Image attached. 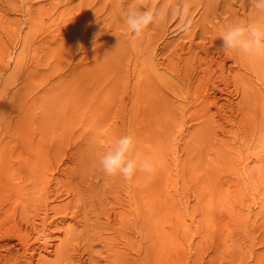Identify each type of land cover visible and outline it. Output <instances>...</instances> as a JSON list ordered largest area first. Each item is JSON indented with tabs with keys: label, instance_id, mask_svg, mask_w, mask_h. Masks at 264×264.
<instances>
[{
	"label": "rangeland",
	"instance_id": "obj_1",
	"mask_svg": "<svg viewBox=\"0 0 264 264\" xmlns=\"http://www.w3.org/2000/svg\"><path fill=\"white\" fill-rule=\"evenodd\" d=\"M84 1L83 10L89 7L83 12L87 16L92 15L94 9L93 15L96 13L92 16L94 19L86 16V23L91 24L94 21L91 32L88 27L90 25L85 24V26L88 27L87 31L89 30L86 31V39H90V43L95 40L100 41L97 50L90 51L86 57L79 48L75 51L76 44L62 54H48L46 49L31 48L21 57L24 63L20 67H15L17 60H20L21 38L26 34L32 36L34 43H38L44 36L55 34H58L57 42H62L67 37L69 28L75 29L79 26L76 22V25L74 23L72 27L65 28L64 23L67 17L71 19L72 11L76 13H74L76 17L78 16L77 12L81 11L80 0H0V22L4 24V29H0L1 144H4L11 134L21 136L20 134L27 133L33 136L36 143L49 144L52 141L51 135L68 132L73 137L68 141L69 147L74 144L73 142H77L82 134L100 133L101 137L103 133H107V130L109 132L107 128H110L111 132L118 128L121 133L130 126L134 128L132 123H129V115L136 107L139 118L148 123L146 125L141 122L136 128H144L152 134L151 137L157 135L161 138L160 142L151 139V143L155 144L151 146L152 154L156 152L155 149L161 154L157 160L152 161L156 169L152 180L153 183L156 177H161L163 180V184H157L161 187H157L160 191L155 195V203L157 209L162 211L165 208L166 198H170L169 201L173 198L177 200L178 222L172 220V227L182 248V253L179 255L181 264H264V245L261 244L264 239V215H262L264 173L257 180L248 177L239 178L237 181L232 174L231 182L222 184V187L213 193L210 192L204 180L208 168L211 166L212 169L217 162V152L213 151L216 144L213 139L215 140V134H219V129H215L211 124L214 136L212 134L210 137L197 136L195 131L198 128L197 123L201 120L200 117L216 118L215 110L204 113L201 104L205 91L199 90L208 86V91L215 80L210 83L203 82L187 92L182 79L176 80L174 77L185 68L184 65L199 67L196 58L202 57V47H205L204 49L209 53L214 51L212 43L216 40L213 37L215 30L225 29L227 25L237 21H247L249 14H258L253 0H187L190 10L187 17H183L184 20L180 13L172 20L170 13H167L170 18L166 15V18L150 25L138 36L128 31L122 18L129 7L153 8L164 13V10L171 6H174L173 9L176 7L181 9L186 0ZM210 1L214 4L212 9L205 10V6ZM173 9L170 8L168 12ZM96 10L98 13L95 12ZM47 12L50 14L47 15ZM74 14L72 19L77 20ZM201 15L205 18L204 22L199 20ZM188 21H191L190 27L185 28ZM98 33V37L94 40V34ZM203 37H206L205 41L209 43L205 45L201 43L205 42ZM189 45H191L190 49H188ZM176 46L183 47V50L177 51ZM174 49L180 54L176 59L182 62L176 63L177 70L171 68L164 70V65L163 68L159 65L163 60L164 64L169 65V61L174 59L172 55ZM98 57L100 59L104 57V60L111 62L106 67L99 66L95 60ZM70 58H73L75 63L79 60L81 62L77 72L82 79L79 88L84 93L83 97H76L74 100L70 98L68 87L70 76L71 78L73 76L67 66ZM146 70L150 76L152 75L153 85H157L153 88L158 89L162 96L158 101L167 102L169 107L171 104L180 106L179 109L174 107L178 116L175 121L169 123L170 128L167 131L159 124L160 119L155 120V110L148 109L146 96H142L143 99L138 101L131 97L134 84L135 90L137 88L140 90V85L136 84V81L139 82ZM69 72L72 75H69ZM252 76L255 77L257 89L261 88L264 81L263 72L260 70ZM190 83V87L197 84L192 80ZM231 99L234 102L237 100L235 96ZM76 101H83L82 106ZM72 104L76 105L77 113L72 112ZM185 105L190 107V116L187 111L182 112V107ZM192 115L194 118L191 119ZM182 117L186 118V123L181 121ZM98 118L104 122L98 121ZM117 130L115 133L118 134ZM103 139L102 136L100 142ZM247 155L240 166L246 164V167H251L254 164L252 155L250 153ZM2 180L4 179L0 181V191L4 192ZM239 181L241 183L237 185ZM3 219L1 215L0 226L4 224ZM205 226L209 227L208 236H205ZM234 240L239 242L241 251L239 254L242 255L240 259L234 258L232 251ZM218 242L220 243L217 249L213 251L210 245H216Z\"/></svg>",
	"mask_w": 264,
	"mask_h": 264
},
{
	"label": "bare ground",
	"instance_id": "obj_2",
	"mask_svg": "<svg viewBox=\"0 0 264 264\" xmlns=\"http://www.w3.org/2000/svg\"><path fill=\"white\" fill-rule=\"evenodd\" d=\"M83 1L80 0L81 11L77 10L79 11L77 17L75 12L70 13V15L75 13L77 20L74 17L72 19L71 15V19L67 17L64 23L65 28H69L74 23L76 25V22L79 26L75 29L69 28L67 37L61 40L62 42H57L58 34L44 36L38 43H34V39L29 34L22 37L20 60H17L15 67H20L24 63L21 57L31 48L46 49L48 54H62L76 44L75 51L79 48L86 57L90 51L97 50L100 41L95 40L90 43V39H86L87 28L90 27V30L94 21L89 19L93 23H86L87 15L83 11L89 6L83 10ZM210 2L205 6V10L212 9L214 4ZM170 8L164 10L163 18H166L167 13H170L171 18L170 15L167 17L171 20L179 15L178 7L168 12ZM93 11L92 15L88 16L94 19L92 16L96 13L93 15ZM49 14L47 12V15ZM206 15L207 13L204 16ZM204 16L201 15L199 20L204 22ZM248 17L247 21L264 19L261 14L252 13ZM85 24L90 26L86 27ZM0 29H4L2 22ZM223 30L219 28L213 32L216 40L212 43L214 49L212 53L202 47L204 55L196 58L199 67L194 68L193 65L191 68L184 65L185 68L174 75L176 80L182 79L187 92L203 82L210 83L215 80L208 91V86L199 90L205 91L201 104L204 113L215 110L216 118L200 117L201 120L197 123L198 128L195 131L197 136L210 137L213 134L211 124L215 129H219V134L215 136L213 134L215 138L213 141L216 144L213 151L217 152V162L212 169L211 166L208 168L204 180L211 193L220 189L222 184L231 182L232 174L237 181L239 178L248 177L257 180L264 173V81L261 88L257 89L255 77L252 76L260 70L264 74V58L249 59L235 53L224 54L220 50L223 41L218 38ZM202 39L205 41L206 37ZM77 42L82 47H79ZM201 43L205 45L209 41ZM1 44L0 34V46ZM177 48V51L183 50V47ZM190 48L191 45L188 46V49ZM177 51L172 54L175 61L171 59L168 65L164 64L163 60L160 61L162 64L159 66L164 65V68L162 66L164 70L169 68L177 70L176 63L182 62L176 59L180 56ZM104 59L98 57L95 60L99 66L106 67L111 61ZM75 62L70 58L67 64L73 74L68 83L70 98L73 100L84 96L79 88L82 79L77 72L81 62L80 60V63ZM70 72L69 75H72ZM143 73L139 82L136 81V84L140 85V90L138 88L135 90L134 84L131 97L138 101L143 99L142 96H146L148 109L155 110V120L160 119L159 124L167 131L170 128L169 123L175 121L178 116L174 107L179 109L180 106L171 104L169 107L167 102H159L162 96L158 89L153 88L152 75L150 76L147 70ZM190 80L197 84L190 87ZM233 96L237 99L236 102L231 99ZM76 102L79 106L83 104V101ZM134 105L132 101V106ZM71 106H73L72 112L77 113L76 105ZM189 110L188 105L182 107V112L187 111L188 116H190ZM74 113L72 115H75ZM129 117V123H132L134 128L130 126L125 130L124 127L125 131L120 133L115 127L117 132L119 131L118 134L115 133L116 130L111 132L110 128H107L109 132L107 130V133L101 135L104 138L101 142L98 132L97 135L82 134L78 141L73 142L74 144L69 147L68 141L73 137L68 132L51 135L52 141L49 144L36 143L33 136L28 133L20 134L21 136L11 134L4 144L0 142V181L4 179L2 180L4 184L1 183L4 185V192L0 191V216L4 217V224L1 223L4 227L0 226V264H181L179 255L182 253V248L172 227V220L178 222L177 200L173 198L169 201L170 198H166L165 208L162 211L157 209L155 203V195L160 191L157 187H161L157 184H163L162 178L156 177L153 183L152 176L148 178L138 172L132 182H126L122 177L105 176L98 166V157L110 147L115 138L122 135L131 134L135 137L137 149L144 159L154 162L161 155L157 149L154 154H152L153 149L151 150V146L155 145L151 143V139L160 142L161 138L157 135L151 137L152 134L144 128H136L141 122L148 125L145 120L139 118L136 107ZM185 119L182 117L181 121L186 123ZM100 121L104 122V120ZM99 124L97 125L100 128ZM249 153L253 157L254 164L251 167H246V164L240 166ZM240 183L241 181L237 185ZM262 213L264 215V206ZM207 215L210 216L208 213ZM207 229L209 227L205 226V236H208ZM219 243L211 244L210 248L216 250ZM261 244L264 245V239ZM233 245L234 258L240 259L242 255L239 254L241 253L239 242L234 240Z\"/></svg>",
	"mask_w": 264,
	"mask_h": 264
},
{
	"label": "clouds",
	"instance_id": "obj_3",
	"mask_svg": "<svg viewBox=\"0 0 264 264\" xmlns=\"http://www.w3.org/2000/svg\"><path fill=\"white\" fill-rule=\"evenodd\" d=\"M253 2L257 13L264 16V0ZM189 8L190 4L186 0L177 11L183 18L187 17ZM163 16L162 11L153 8L129 7L122 18L128 31L138 36L150 25L162 20ZM190 24L191 21H188L185 28L190 27ZM98 35L94 34V40ZM218 38L223 41L220 50L224 54L235 53L249 59L264 58V19L234 22L227 25ZM97 163L105 176L122 177L126 182H132L138 172L151 178L156 171L154 164L142 157L136 139L131 134L115 138L110 147L98 157Z\"/></svg>",
	"mask_w": 264,
	"mask_h": 264
}]
</instances>
